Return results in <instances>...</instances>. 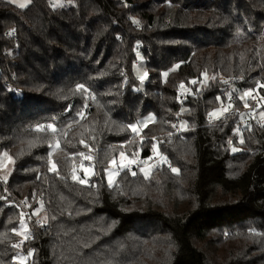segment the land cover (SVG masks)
<instances>
[{
    "label": "trees",
    "instance_id": "trees-1",
    "mask_svg": "<svg viewBox=\"0 0 264 264\" xmlns=\"http://www.w3.org/2000/svg\"><path fill=\"white\" fill-rule=\"evenodd\" d=\"M55 1L0 0V264H264V0ZM122 152L165 163L110 186Z\"/></svg>",
    "mask_w": 264,
    "mask_h": 264
},
{
    "label": "rangeland",
    "instance_id": "rangeland-1",
    "mask_svg": "<svg viewBox=\"0 0 264 264\" xmlns=\"http://www.w3.org/2000/svg\"><path fill=\"white\" fill-rule=\"evenodd\" d=\"M11 3L12 0H8ZM31 0H15V5L19 6L20 4H24L27 6ZM58 3V0L55 1ZM134 72L139 80L140 88H144L146 81L149 78L148 71L145 65V59L141 56L140 53H138V60L134 66ZM145 73H147V76H145ZM167 74H165L166 78ZM143 77V79H141ZM212 78V77H211ZM210 80V77L208 75H204V78L202 81L199 82L200 87H205L208 84V81ZM230 88L232 90H235V86L231 85ZM190 92V88L188 86H182L181 87V94L182 96L187 95ZM229 94V91L227 95ZM238 98L243 103L245 110L255 109V106L257 108L255 109L257 111V122L264 123V96L258 92V90H242L238 92ZM250 99H253L254 101L249 102ZM225 109H228V107H225ZM225 109L222 112H225ZM221 110L219 109L216 111V115L220 114ZM227 112V111H226ZM243 111L240 113L241 117H243ZM155 115L153 113H150L146 115L145 117L141 118L136 124L133 125V128H135V131L140 132L144 127H146L148 124H150L152 121H154ZM240 141L242 140V134L239 132ZM239 147H234V150H239ZM139 160V156L133 155L128 156L126 153L122 152L118 155L117 158L113 159L110 164L109 168L107 170V182L110 186L114 185L117 181V177L119 173L129 168L130 166L137 162ZM115 161V163L113 162ZM13 167V159L10 157V155L7 152H3L0 156V176L2 179L5 177H8L9 173L11 172ZM155 169L154 165H143L139 171L143 173L146 177H149L152 173V171ZM94 174V166L93 164L88 165H81L78 169H76L75 177H77L76 180L83 181V183H88ZM5 180V179H4ZM111 181V182H110ZM23 220V219H22ZM25 220V219H24ZM23 220V221H24ZM21 229L19 230L21 233L24 232V229L27 227L25 222L21 223Z\"/></svg>",
    "mask_w": 264,
    "mask_h": 264
},
{
    "label": "built area",
    "instance_id": "built-area-1",
    "mask_svg": "<svg viewBox=\"0 0 264 264\" xmlns=\"http://www.w3.org/2000/svg\"><path fill=\"white\" fill-rule=\"evenodd\" d=\"M52 6H56V2H52L51 4ZM7 37H10L11 35H13L11 32H7ZM230 102L231 103H234L235 102V95H231V99H230ZM235 112V107H234V104H233V107H230L228 110H227V113H233ZM257 116V113L256 111L255 112H249L246 114V118H245V123H248V124H252L253 123V120H255ZM210 119L211 116H210ZM138 160V159H137ZM165 161L163 159V155L160 154V153H157V154H154L152 156H149V157H146V158H139V160L135 163H133L131 166H130V169L132 172H136L138 171L143 165H149V164H152L154 165L155 168H161L163 165H164ZM21 208L24 209V212L29 214L30 215V219L33 220L34 217L32 216L31 214V211L29 209L30 205L29 203L27 202L26 199H23L21 200V203L19 204ZM19 246L20 247H23V242H20L19 243Z\"/></svg>",
    "mask_w": 264,
    "mask_h": 264
},
{
    "label": "snow or ice",
    "instance_id": "snow-or-ice-1",
    "mask_svg": "<svg viewBox=\"0 0 264 264\" xmlns=\"http://www.w3.org/2000/svg\"><path fill=\"white\" fill-rule=\"evenodd\" d=\"M12 2L13 3H15V0H12ZM19 7H21V8H23V7H25V5L24 4H20L19 5ZM145 76H147V73H145ZM141 79H143V77H141ZM83 86H81V88H82ZM225 111H227V109H225ZM213 115H216V113H213ZM136 129L135 128H133V131H135ZM114 163H115V161H113ZM173 172H178V169H175V168H173V169H171ZM52 171H56V168H55V165H53V167H52ZM4 179H7V177H5ZM73 179H77V177H73ZM82 183H83V181H81ZM111 182V181H110Z\"/></svg>",
    "mask_w": 264,
    "mask_h": 264
}]
</instances>
